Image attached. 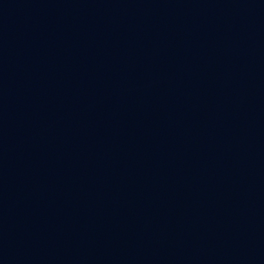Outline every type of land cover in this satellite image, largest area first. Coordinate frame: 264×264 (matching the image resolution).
Instances as JSON below:
<instances>
[{
  "label": "water",
  "instance_id": "95a60500",
  "mask_svg": "<svg viewBox=\"0 0 264 264\" xmlns=\"http://www.w3.org/2000/svg\"><path fill=\"white\" fill-rule=\"evenodd\" d=\"M0 264H264V0H0Z\"/></svg>",
  "mask_w": 264,
  "mask_h": 264
}]
</instances>
